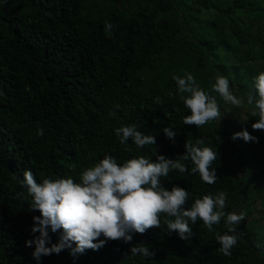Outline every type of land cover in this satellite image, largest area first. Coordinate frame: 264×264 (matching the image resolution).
I'll return each mask as SVG.
<instances>
[{
    "label": "trees",
    "instance_id": "16d2710c",
    "mask_svg": "<svg viewBox=\"0 0 264 264\" xmlns=\"http://www.w3.org/2000/svg\"><path fill=\"white\" fill-rule=\"evenodd\" d=\"M201 12L208 17L201 20ZM106 21L113 24L107 33ZM261 71L264 7L250 0H0V264H264V233L253 225H238L237 244L225 256L215 239L227 231L223 219L213 231L197 221L184 241L168 230L164 216L160 228L133 234L131 243L107 241L76 256L65 248L37 261L35 245L25 242L39 235L31 228L40 213L17 179L28 169L37 183L46 177L79 182L82 170L105 154L118 163L137 156L174 160L185 153L186 140L202 138L218 152L216 182L204 183L187 160L188 171H171L163 186L187 189L186 207L224 191L226 213L249 209L254 200L264 211V176L252 177L253 166L264 169V135L256 133L255 151L247 153L214 121L200 128L183 124L190 113L172 79L191 73L220 106L227 102L212 91L218 74L239 97ZM132 124L155 135V145L121 144L114 130ZM167 126L176 132L174 141L163 133ZM49 237L47 246L58 242L59 232L49 230ZM141 241L153 258L131 255Z\"/></svg>",
    "mask_w": 264,
    "mask_h": 264
},
{
    "label": "clouds",
    "instance_id": "9594fccd",
    "mask_svg": "<svg viewBox=\"0 0 264 264\" xmlns=\"http://www.w3.org/2000/svg\"><path fill=\"white\" fill-rule=\"evenodd\" d=\"M113 24L105 22V31L110 32ZM179 98L188 109L183 124L200 128L209 122H219L222 113L217 99L206 93L196 82L191 73L184 76H173ZM212 91L219 94L223 101L237 108L245 105L251 108L250 115L258 117L251 125L255 130L264 131V71L253 77L252 90L238 97L230 87L229 80L217 75ZM161 101L156 99V103ZM118 107V106H117ZM114 115V113H110ZM245 116L243 120H247ZM121 144L131 140L138 148L155 145V135H146L137 130L135 124L120 126L114 130ZM164 135L175 140L176 132L172 127L163 128ZM36 134L43 136L42 128L37 127ZM242 139L244 142H257L247 130L234 133L231 139ZM185 153L176 159L156 155L152 160L148 156H137L118 163L117 159L105 154L91 167L82 170L79 182L72 178H43L37 183L31 170L23 171L21 187H26L31 197V209L39 211L33 216L32 233H39L33 240L26 241V246L35 245L33 259L39 261L42 256L59 254L65 248L70 254H84L87 250H99L107 241L121 240L131 243L133 234L143 235L151 228L161 227L163 223L169 231L176 232L181 240H188L192 235L190 225L201 221L209 231L224 220L225 234L217 233L216 241L219 251L231 255L239 236L237 227L245 219L246 213L225 212L227 193L219 191L194 198L190 207H186L189 192L174 185L170 190L163 186L162 177H168L173 170L185 173L188 168L182 161L190 160L191 173L199 174L200 179L214 184L217 173L212 167L218 158V152L207 146L202 138L186 140ZM23 193H18L22 196ZM49 230L59 232L57 243L50 244ZM103 236V239L100 237ZM75 247H72V245ZM257 248L261 245L257 244ZM132 256L153 258L155 252L148 244L141 241L130 248Z\"/></svg>",
    "mask_w": 264,
    "mask_h": 264
},
{
    "label": "rangeland",
    "instance_id": "374dc122",
    "mask_svg": "<svg viewBox=\"0 0 264 264\" xmlns=\"http://www.w3.org/2000/svg\"><path fill=\"white\" fill-rule=\"evenodd\" d=\"M253 4L259 8L264 7V0H250ZM201 20L208 17V13L201 12L197 15ZM240 97V96H239ZM220 112L222 113V119L215 125L218 129L227 130L230 141L234 144H240L241 146H246L244 149L247 153H252L255 151V142H244L242 139L237 138L235 140L231 139L234 133L240 132L241 130H247L252 136L255 137L256 133H261L264 135V131L253 130L251 125L256 122L258 117H252L250 115L251 108L247 105L241 108L231 105L230 103H225L219 106ZM245 116H248L247 120H243ZM231 131V132H230ZM242 166L238 165L235 168V174L239 176L241 173ZM264 176V169L259 166L252 167V177L257 181H260ZM259 187L264 191V181L259 182ZM236 213L244 212L246 213L245 219L240 223L248 224L250 227L253 225L254 230H256L260 235L264 233V211H261L258 200H254L252 205L247 208H238ZM264 260V255H263Z\"/></svg>",
    "mask_w": 264,
    "mask_h": 264
}]
</instances>
